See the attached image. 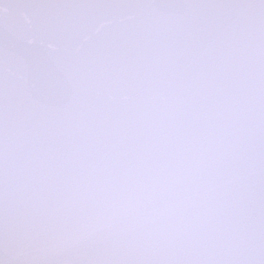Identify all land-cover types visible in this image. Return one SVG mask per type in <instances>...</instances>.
I'll return each mask as SVG.
<instances>
[{"label":"snow or ice","instance_id":"1","mask_svg":"<svg viewBox=\"0 0 264 264\" xmlns=\"http://www.w3.org/2000/svg\"><path fill=\"white\" fill-rule=\"evenodd\" d=\"M0 264H264V0H0Z\"/></svg>","mask_w":264,"mask_h":264}]
</instances>
